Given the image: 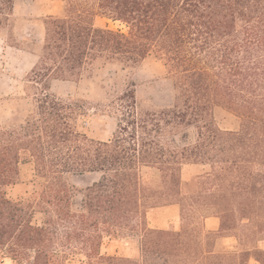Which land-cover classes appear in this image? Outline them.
<instances>
[{"label":"trees","instance_id":"trees-1","mask_svg":"<svg viewBox=\"0 0 264 264\" xmlns=\"http://www.w3.org/2000/svg\"><path fill=\"white\" fill-rule=\"evenodd\" d=\"M62 1V15L39 19L36 42L16 41L14 0H0V35L37 56L26 76L33 110L0 125V252L13 264L76 255L85 264H264V0ZM95 16L124 30L97 27ZM148 57L166 68L171 104L144 107L132 79L115 96L95 84L100 112L116 119L106 140L80 131L85 107L51 89L54 80L79 85L98 63L131 72ZM214 106L235 112L239 129L218 128ZM191 164L208 170L183 182ZM21 165L34 177L11 199L6 188L22 181ZM91 173L97 179L83 188L69 178ZM168 205L179 208L180 229L149 227L147 212ZM211 216L217 230L204 227ZM135 231L138 257L101 253L104 236ZM225 237L237 245L224 246Z\"/></svg>","mask_w":264,"mask_h":264},{"label":"rangeland","instance_id":"rangeland-1","mask_svg":"<svg viewBox=\"0 0 264 264\" xmlns=\"http://www.w3.org/2000/svg\"><path fill=\"white\" fill-rule=\"evenodd\" d=\"M63 13L64 2L62 0H14L13 16L15 18L14 33L17 36L16 41L32 37L36 42H40L42 34L38 24L39 19L46 15H62ZM93 24L97 27L124 30V26L120 22L102 16H95ZM36 62L37 56L33 53L10 46L5 31L0 35V125H15L33 110L34 101L30 94L36 92V90L32 87H26V76ZM116 75L117 78L114 79ZM130 79L135 83L136 98L142 102L144 107L155 108L171 104L172 81L167 75L163 62L154 57L146 58L131 72L119 71L116 64L106 63L101 65V63H98L91 78L82 81L79 85L56 82L54 83V91L62 96L73 95L78 103L85 107V111L77 120L80 131L94 139L106 140L112 136L116 128V119L100 112V108L103 106L104 90L98 88V86L96 87L95 84H103L109 95L115 96L126 87ZM212 118L215 125L222 130H237L241 124L239 116L223 106L213 107ZM194 135V128L188 129L184 134L190 141L194 138ZM204 168L208 170V166L184 165L181 170L183 182L189 180L194 174L202 172ZM20 170L22 181L6 188L7 196L11 199L24 196L26 183L34 177L30 165H21ZM97 177L98 174L91 173L73 175L69 178L78 188H83L91 184ZM190 189L189 187L188 191ZM80 199L81 195L77 192L74 203L79 205ZM148 212L149 220L147 219V223L149 222L151 226L160 225L153 218L156 214L158 218L162 217L167 221L176 223V211L172 209H160L156 214H153L151 210ZM39 218L40 215L36 214L33 220L38 222ZM165 220L163 224L166 222ZM176 226L177 229L172 225L168 229L179 230L180 219L177 220ZM222 242L228 248L237 245L234 238L224 239ZM257 244L260 248H264V239H260ZM100 251L102 254L138 257L139 232L135 231L127 235H106L102 240ZM84 262L85 259L82 256L76 255L71 257L67 264H85ZM0 264H13V262L0 252ZM250 264L259 263L251 260Z\"/></svg>","mask_w":264,"mask_h":264},{"label":"crops","instance_id":"crops-1","mask_svg":"<svg viewBox=\"0 0 264 264\" xmlns=\"http://www.w3.org/2000/svg\"><path fill=\"white\" fill-rule=\"evenodd\" d=\"M56 82L73 83V82H70V81H58V80H54V81H52V84H51V89L53 91H54V83H56ZM187 166H201V167H206L205 165H199V164H191V165H187ZM205 171H207V168L206 169L204 168V170H202V172L196 173L194 175L201 174V173H203ZM160 209H172L173 211H176L177 220L180 219L179 208L176 205H168V206L155 207V208H152L150 210L153 211V214H156V213H158V211ZM148 213L149 212H147V219L149 220ZM153 218H154V220L158 221V223L160 225L159 226H154V225L151 226L149 224V222H148L147 224H148L149 227H152V228H160V229H168L172 225L175 229H177V226H176L177 220H176V223L174 221H167V220L163 219L162 217L161 218H158L157 214ZM164 220L166 222L163 224V221ZM203 224H204V227L207 230H217L219 228V219L217 217H214V216L206 217L203 220ZM230 238H232V237H225V238H223V240L224 239H230Z\"/></svg>","mask_w":264,"mask_h":264}]
</instances>
